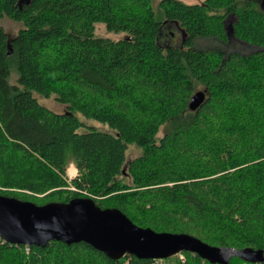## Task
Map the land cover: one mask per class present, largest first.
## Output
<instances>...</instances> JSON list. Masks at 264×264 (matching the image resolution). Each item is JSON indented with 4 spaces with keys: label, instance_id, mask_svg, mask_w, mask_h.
<instances>
[{
    "label": "trees",
    "instance_id": "1",
    "mask_svg": "<svg viewBox=\"0 0 264 264\" xmlns=\"http://www.w3.org/2000/svg\"><path fill=\"white\" fill-rule=\"evenodd\" d=\"M261 0H0V194L37 204L88 197L155 231L264 255V11ZM234 15L227 29L226 18ZM124 31L94 34V23ZM175 22L183 44L158 42ZM213 38L216 45L197 47ZM232 42L253 46L247 52ZM14 74V79L11 77ZM204 90L190 110L188 101ZM34 92L64 105L56 112ZM76 113L115 134L87 129ZM169 122L161 135L160 127ZM128 143L142 148L124 165ZM72 163L76 174L67 175ZM171 264L210 263L181 251ZM0 264H161L84 241L0 237ZM226 264H264L232 255Z\"/></svg>",
    "mask_w": 264,
    "mask_h": 264
},
{
    "label": "water",
    "instance_id": "2",
    "mask_svg": "<svg viewBox=\"0 0 264 264\" xmlns=\"http://www.w3.org/2000/svg\"><path fill=\"white\" fill-rule=\"evenodd\" d=\"M264 11V0L260 3ZM195 91L188 107L194 110L204 99ZM0 237L11 243L44 246L49 240L84 241L111 258L132 254L138 258L164 259L179 251L194 252L210 263L226 264L232 255L264 262L261 249L212 246L187 234L155 231L133 223L117 208H100L91 198L37 204L0 194Z\"/></svg>",
    "mask_w": 264,
    "mask_h": 264
},
{
    "label": "rangeland",
    "instance_id": "3",
    "mask_svg": "<svg viewBox=\"0 0 264 264\" xmlns=\"http://www.w3.org/2000/svg\"><path fill=\"white\" fill-rule=\"evenodd\" d=\"M185 1L187 3H194V2H201L202 0H182ZM159 0H151V5L155 11V13L160 16L162 15L161 12V8L158 5ZM234 19V15L230 14L227 18H226V25H227V29L229 28V24L232 22V20ZM0 25L7 31V33L9 35H12L13 33L16 32V30L18 29V27L21 26L20 23H17L16 21L7 18V17H2L0 19ZM94 34L96 36H101V37H105V38H109V39H119L122 38L126 35V32L124 31H113V30H108L105 26V24L103 22H95L94 23ZM183 36H184V31L183 29L175 22H165L163 21V24H161V33L158 36V42L162 43L163 45L166 44H171V45H182L183 44ZM196 46L197 47H207L210 45H216L215 40L213 38H205V39H198L196 40ZM234 48L238 51H242V52H247L249 50L253 49V46L251 45H247L246 43H240V42H232L229 46H227V48ZM11 79H14V74L11 77ZM34 96L37 98V100L43 104L44 106L48 107L49 109L56 111V112H62L64 111V105L58 101H56L53 96H49V97H44L41 96L40 94L34 92L33 93ZM76 115L78 116V118L83 122V125L80 126L78 128V131H85L87 129H91V130H98V131H104V132H109L112 134H115V130L112 129L107 123L105 122H101L98 121L96 119H92V118H87L85 116H83L80 113H76ZM169 124V122H166L165 124H163L158 132V135H161L164 131V129H166V126ZM142 148L135 144V143H128L126 148H125V152H124V165H126V162L133 158L134 156H137L141 153ZM70 165V164H69ZM72 170V169H71ZM72 171H68L67 175L69 177L74 176L76 173H72ZM173 256H177L178 257V253L172 255L171 258H173ZM168 258L166 261L167 263L172 262V259Z\"/></svg>",
    "mask_w": 264,
    "mask_h": 264
},
{
    "label": "built area",
    "instance_id": "4",
    "mask_svg": "<svg viewBox=\"0 0 264 264\" xmlns=\"http://www.w3.org/2000/svg\"><path fill=\"white\" fill-rule=\"evenodd\" d=\"M178 257H179L180 261H182V262L185 261V257L181 252L178 253ZM158 260H160L161 264H170V263H167L166 259H158Z\"/></svg>",
    "mask_w": 264,
    "mask_h": 264
},
{
    "label": "crops",
    "instance_id": "5",
    "mask_svg": "<svg viewBox=\"0 0 264 264\" xmlns=\"http://www.w3.org/2000/svg\"><path fill=\"white\" fill-rule=\"evenodd\" d=\"M69 169H73V174L76 173V168L74 167V165L72 163H70V165L67 167V172L69 171Z\"/></svg>",
    "mask_w": 264,
    "mask_h": 264
},
{
    "label": "bare ground",
    "instance_id": "6",
    "mask_svg": "<svg viewBox=\"0 0 264 264\" xmlns=\"http://www.w3.org/2000/svg\"><path fill=\"white\" fill-rule=\"evenodd\" d=\"M73 170V169H72ZM71 169H69V171H72ZM179 252H181V251H179ZM179 252H177V253H179ZM177 253H175V254H177ZM182 253V252H181Z\"/></svg>",
    "mask_w": 264,
    "mask_h": 264
}]
</instances>
